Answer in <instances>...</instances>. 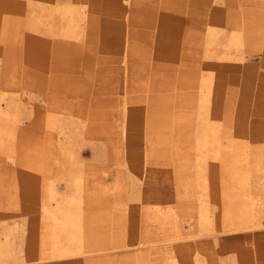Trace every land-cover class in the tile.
Listing matches in <instances>:
<instances>
[{
	"label": "rangeland",
	"instance_id": "rangeland-1",
	"mask_svg": "<svg viewBox=\"0 0 264 264\" xmlns=\"http://www.w3.org/2000/svg\"><path fill=\"white\" fill-rule=\"evenodd\" d=\"M128 2L46 0L39 18L36 0H0V232L34 222L11 264H196L180 239L210 249L204 264H264V0ZM124 57L128 113L166 106V155L149 154L160 127L148 125L140 173L127 165ZM54 102L71 110L55 118ZM186 195L209 210L204 231L173 229H190Z\"/></svg>",
	"mask_w": 264,
	"mask_h": 264
},
{
	"label": "bare ground",
	"instance_id": "bare-ground-1",
	"mask_svg": "<svg viewBox=\"0 0 264 264\" xmlns=\"http://www.w3.org/2000/svg\"><path fill=\"white\" fill-rule=\"evenodd\" d=\"M129 2H131L132 0H127ZM136 1V4H142L144 2H148L152 4V0H134ZM128 2V3H129ZM46 0H36V5H37V9H38V17L41 18L42 17V5H45ZM155 4V1L154 3ZM195 4V3H194ZM164 5V4H163ZM83 8H80L81 11H83ZM59 12L62 17H66L69 18V22L72 23L71 25H75L77 22L74 21V16L76 14V9L75 8H65V9H61L57 8L56 9V5H51V9H50V16H55V13ZM84 12V11H83ZM83 14H81V17ZM84 20V19H83ZM79 21V20H78ZM74 22H76L75 24H73ZM81 22V20H80ZM65 23H67V20L65 21ZM63 23V24H65ZM78 24L80 25V23L78 22ZM86 24V23H85ZM69 25V26H71ZM75 27V26H74ZM82 27V26H81ZM76 28V27H75ZM78 28V26H77ZM72 29V28H71ZM77 30V29H76ZM76 33V31H75ZM238 41V40H237ZM131 41L128 38L126 41V48H125V54L127 53L128 50L133 49L134 47H131ZM134 50H137L136 48H134ZM136 56L133 58L135 59L134 64L136 66H143V63H146V61L148 60V55L147 53H143L140 51L138 52H133ZM121 54V53H120ZM131 55V54H130ZM127 57V56H126ZM124 57L122 62H121V76L122 79L120 80L121 84H120V96L123 100V114H124V136L125 139L127 140V145H128V151H127V165L128 167H131L133 169H136L135 171H138L140 173V171L142 170V166L145 164V152L143 149V144L141 142V136L140 134L142 133V131L146 128H148L147 126L152 125V123H156L157 120H159V118L161 117V115L163 114V112L166 109V106L164 104L163 99L159 100L157 102H153L150 103V105H148L150 108H152L153 112L150 115V118L148 120H146V116H143V112L140 110L136 115H131L128 113L129 108L131 109V104H133L134 101L131 100V97L129 95V91L126 90V79L128 76V72H129V63H128V59ZM133 64V65H134ZM145 69V68H144ZM112 73V72H111ZM201 73V72H200ZM135 74V73H134ZM6 75V74H5ZM210 76V75H209ZM202 80H200V87L198 89H200V92L203 94L205 93V85H204V75L201 74ZM199 79V78H198ZM9 85L14 86L16 84V81L13 78H7ZM199 84V83H198ZM2 86V85H1ZM5 86V85H4ZM197 86V85H196ZM3 87V86H2ZM198 87V86H197ZM194 88V87H193ZM210 88V87H209ZM5 95V94H4ZM204 96V94H203ZM144 97V96H143ZM176 97V96H175ZM211 95L210 93H205V96L202 98L203 99V106L201 107L202 109H204L206 106H209V99H210ZM5 96L3 97V99H1L3 102H5V108L7 109L9 107V105L7 104V102L5 101ZM138 98V97H137ZM158 98V97H157ZM135 99V98H134ZM212 99V98H211ZM7 100V99H6ZM58 100V99H57ZM147 100V99H146ZM15 101V100H14ZM18 101V100H16ZM140 107L143 109H145V102H142L140 99ZM144 101V100H143ZM174 101V100H173ZM4 104V103H3ZM13 104V103H12ZM71 104V103H70ZM15 105V104H14ZM134 105V104H133ZM132 105V106H133ZM1 106L2 104H0V111L1 110ZM3 107V106H2ZM19 107V106H18ZM71 106L66 105H57V102H54V104L52 103V116L53 117H58L59 115H67L64 112H68L69 110H71L70 108ZM74 108V107H73ZM147 108V107H146ZM200 108V109H201ZM5 109H3L4 111ZM20 111V110H19ZM151 111V109H150ZM6 113V110H5ZM21 113V112H20ZM168 114V113H167ZM191 114V113H190ZM203 114L204 117L207 115H209V113H207L206 109L202 110L200 112V115ZM69 115V114H68ZM74 115V114H73ZM145 115V114H144ZM149 117V116H148ZM151 120H153L152 122H150ZM171 120V119H170ZM257 121V120H256ZM64 122V121H63ZM66 122V121H65ZM158 124V123H156ZM158 127H160L159 129L157 128L155 131V134L157 136H155V141H153V143L151 142V146H150V153L149 154H156V155H166L165 154V146L169 143V139H165L162 135H164V133L162 132L163 130V126L161 125V122L159 121ZM253 129V128H252ZM149 131V130H148ZM152 133V130H151ZM62 134V133H61ZM64 134V133H63ZM61 139V138H60ZM254 140V139H253ZM167 153V152H166ZM143 157V158H142ZM187 158V157H186ZM184 159V158H183ZM188 159V158H187ZM129 169V168H128ZM146 170V169H145ZM144 172V171H143ZM190 176V175H189ZM144 178V177H143ZM146 178V176H145ZM153 179V178H152ZM144 182V181H143ZM154 184V183H153ZM152 185V184H151ZM156 185V184H155ZM156 187V186H155ZM191 188V187H190ZM137 191V190H136ZM155 192V191H154ZM190 192V190H189ZM188 193V192H187ZM186 203H182V212L184 213L182 216L185 215V219L188 221L189 223V228L193 229V231H189L190 229H186L181 222L178 224L179 226H174L173 229H180L181 231H183V233L185 235L189 234L190 232H197V231H204L205 229H207L209 227V225L212 224V221L210 219V214H209V210H207L206 207H198L196 206V204H193L190 200L191 198L189 197V195H186ZM132 199V198H131ZM67 200V199H66ZM70 203V202H69ZM197 203V202H196ZM198 204V203H197ZM201 205V204H200ZM180 206V205H179ZM204 206V205H202ZM136 208V207H135ZM134 208V209H135ZM137 209V208H136ZM136 211V210H135ZM32 212V211H31ZM35 212V211H34ZM22 213V212H21ZM34 214V213H33ZM21 215V214H20ZM138 216V215H137ZM134 217V216H133ZM13 219V218H12ZM184 219V220H185ZM132 220V219H131ZM177 220V219H176ZM173 221V220H172ZM36 223V222H35ZM12 225L10 227H7V229L2 230V232H0V264H11L14 263L15 261H17L16 263H19L18 260L22 258V253L24 251V248H26L28 242H26V237H27V231L29 229V227L31 226L32 223H28V221L26 220H13V222L11 223ZM134 226V225H132ZM165 226V225H164ZM32 227H34V222L32 224ZM136 227V226H135ZM2 229V228H1ZM54 229V228H53ZM133 229V228H132ZM41 232V231H40ZM55 233V232H53ZM173 234V233H172ZM178 234V233H177ZM33 235V234H30ZM174 235V234H173ZM172 235V237H173ZM41 236V235H40ZM197 236H201L200 234ZM30 237V236H29ZM188 237V236H187ZM193 237V236H192ZM203 237V236H202ZM43 238V237H42ZM183 238H185V236H183ZM190 238V237H189ZM188 238V239H189ZM123 239V238H122ZM176 239V238H175ZM37 240V239H36ZM46 240V239H45ZM178 241V239H176ZM175 240V241H176ZM181 240V239H180ZM178 241L176 244H180L181 242H183L184 245H180V246H184L183 248L179 249V245L176 247L177 251L180 253H187L188 256H190V259L193 262H197L196 264H204V262L199 261V257L202 256H206V253L209 252L208 250H210L208 247H206L205 245H199V239H194L193 240H181ZM34 241V240H32ZM136 241V240H135ZM194 244H190V242H192ZM37 242V241H35ZM34 242V243H35ZM39 242V241H38ZM174 242V241H173ZM29 244V243H28ZM41 244V243H40ZM186 245V246H185ZM39 246V245H38ZM55 249L58 248V245H55ZM193 246V247H192ZM40 247V246H39ZM31 248V247H30ZM39 248H36V250ZM212 250V249H211ZM25 252V251H24ZM31 252V251H30ZM26 253V252H25ZM209 254V253H208ZM213 250H212V253ZM210 255V254H209ZM207 255V256H209ZM26 256V255H25ZM32 256V255H31ZM33 256H35L33 254ZM37 256V255H36ZM71 256V255H70ZM69 255L65 254L64 252L62 254H55L52 256H45L44 258H62V257H70ZM38 257V256H37ZM32 258V257H31ZM214 258V256H212V259ZM35 259H39V258H35ZM215 259V258H214ZM23 261V260H22ZM35 261V260H34ZM69 261V260H68ZM214 262V260H213ZM64 263V262H62ZM219 263V262H218ZM208 264V263H206Z\"/></svg>",
	"mask_w": 264,
	"mask_h": 264
}]
</instances>
